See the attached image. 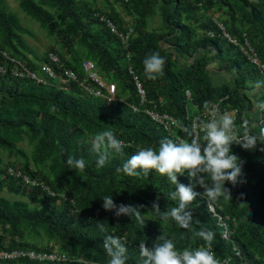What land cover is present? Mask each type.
Masks as SVG:
<instances>
[{"label": "trees", "instance_id": "obj_1", "mask_svg": "<svg viewBox=\"0 0 264 264\" xmlns=\"http://www.w3.org/2000/svg\"><path fill=\"white\" fill-rule=\"evenodd\" d=\"M18 1L21 11L39 23L55 45L39 56L25 40L31 32L0 0L2 51L47 81L15 77L14 63L0 54V67L7 70L0 74V156L7 152L22 158L23 166L17 171L49 190L25 187L21 178L9 174L12 167H4L0 157V193L21 197L9 200L0 196V252H35L58 259L37 261L23 256L0 260V264H108L110 257L103 246L106 234L126 237V264H142L141 242L151 248L164 235L174 239L179 251L196 250L207 246L196 235L200 229L215 233L211 249L221 262L264 264V153L258 148L249 151L238 144L231 146L244 165L242 174L235 186L225 183L232 200L221 197L211 202L221 216L236 222L229 241L224 239V229L210 212V201L203 197L204 189L199 185L193 190L200 195L189 209L192 224L184 229L171 218L161 220L151 211L157 198L162 211L178 206L179 201L170 196L175 185L166 175L151 170L148 176L133 177L117 171L139 149L158 150L162 139L176 140L145 113L154 104L188 130L184 137L189 142L191 119L222 100V108L240 111L235 125L241 134L245 125L253 134L264 128V109L260 114L258 107L264 104V79L240 48L247 40L264 63V0H114L130 21L112 2L100 8L96 0ZM101 16L120 33L134 30L128 46ZM156 16L160 25L151 30L150 22ZM153 52H159L166 63L164 74L149 80L143 61ZM50 54L57 56L63 67L51 63ZM87 61L95 64L108 84L116 86V100L111 101L105 90L103 96L90 92L96 84L82 69ZM43 65H50L60 77L69 69L79 81L62 85L58 79L47 80L41 73ZM129 69L147 95L139 111L133 108L141 107V98ZM213 71L228 79L217 85ZM187 91L192 93V105ZM256 108L263 124L257 126L259 115L254 127L250 113ZM109 129L127 147L122 155L113 152L105 166L97 167L92 140ZM182 133L177 130L176 135ZM25 141L32 146L30 155L20 146ZM68 156L83 158L84 171L71 169L66 163ZM178 182L194 183L187 172L178 175ZM110 195L118 206L144 205L140 211L145 223L104 210L103 198Z\"/></svg>", "mask_w": 264, "mask_h": 264}, {"label": "clouds", "instance_id": "obj_2", "mask_svg": "<svg viewBox=\"0 0 264 264\" xmlns=\"http://www.w3.org/2000/svg\"><path fill=\"white\" fill-rule=\"evenodd\" d=\"M165 63L159 52L148 55L143 61L146 78L156 80L162 76ZM258 107L264 108V104ZM211 111L213 112L211 120L193 125V131L189 132L192 137L190 142L166 137L160 141L158 150L141 148L122 165V168L117 169L118 172L122 171L133 177L141 174L148 176L151 170L166 175L175 185V190L170 196L171 200L179 201L178 206L162 211L157 198V201L152 202L151 211L161 220L171 218L184 229L190 228L192 224V212L189 209L200 195L193 190L194 187L199 185L203 188V197L210 202L221 197L232 200L230 189L225 187V183L229 182L233 186L237 184L242 174V162L232 153L231 146L238 144L250 151L256 147L259 140H264V128H261L258 134H253L245 125L243 135H238L234 118L230 113H219L215 108ZM200 132L204 133L203 141L200 139ZM125 147L126 143L117 138L111 129L96 134L92 140V149L98 155L97 167L105 166L113 152L122 155ZM261 150H264V147ZM66 163L74 170L84 171L86 168L83 158L68 156ZM185 172L194 183L185 185L178 182V175H184ZM102 207L106 211H115L117 217L121 215L135 217L139 223H145L144 215L140 211L144 205L118 206L110 195L103 198ZM97 226L100 231L107 232L101 222H97ZM196 235L206 242V247L179 251L174 239L164 235L158 237L157 241L160 242H155L151 248L146 246L145 242H141L139 252L143 258L142 264H221L211 249L215 233L200 229ZM127 243L126 237L105 235L103 246L110 257L108 264H126ZM224 264H227V261Z\"/></svg>", "mask_w": 264, "mask_h": 264}, {"label": "built area", "instance_id": "obj_3", "mask_svg": "<svg viewBox=\"0 0 264 264\" xmlns=\"http://www.w3.org/2000/svg\"><path fill=\"white\" fill-rule=\"evenodd\" d=\"M124 1L128 2L129 0H124ZM101 20L107 22V26L110 28L111 32L113 34L119 36L124 45H127V46L129 45V41H130V39L133 35V32H134V30L132 28H130L125 33L124 32L120 33L116 29V27L111 22H109L107 20V18L101 16ZM225 36L229 37V35L227 33H225ZM229 38H230L231 42H233V44L238 46L237 41H234L231 37H229ZM240 48H241V51L244 53V55L247 57L248 61L258 68V70L260 71L261 77L264 79V63L261 60V58L259 57V55L257 54V52L251 47V45L248 43L247 40L245 42V45L241 46ZM0 54H2L6 60H10L12 63H14L15 68L13 69V75H15V77L29 78V79L36 80L39 83L42 82L44 84L47 82L46 79H43L42 76H40L38 73L33 72L30 69H28L24 65V63L18 61L17 59L9 57V55L7 53H4L2 51L1 47H0ZM49 58H50V62L55 64V65L56 64H59V65L62 64L61 60L53 54H50ZM61 67H63V66L61 65ZM95 67H96L95 64L91 61L85 62L84 65L82 66L83 71L87 74V76H89V79L92 80L96 84V88L90 89V92L97 95V96H103L104 90H105L108 93V96H109L111 101L116 100V93H117L116 86L114 84H108L105 81V79H103L97 73ZM6 72H7V70L5 68L0 67V74H5ZM41 73L45 78H47V80L58 79L60 81V84H62V85H67L70 82H78L79 81L77 74H75L73 71H71L69 69L68 70L64 69V73L60 77L57 74H55L54 70L51 68L50 65H43V66H41ZM129 73L134 78L138 93H139L140 98H141V107L140 108L133 107L135 111H139L147 102L146 91L142 87V84L139 81L138 77L135 75L134 71L132 69H129ZM186 98H187V101L189 102V105H192L193 104V97H192V93L190 91L186 92ZM222 102H223V100L220 103L215 104L213 107L207 109L205 112H203V115L196 116L193 119H191V121H192L191 130L193 131V125L194 124L211 120L213 118V112L211 111V109H213V108L218 109L219 113H224V112L230 113L233 116L235 123H237L239 115H240V111L238 109L230 110L228 108H222L221 107ZM263 109L264 108L260 109V114L263 111ZM145 113L155 123L163 126L168 134L175 135L176 141H181V140L186 141L184 134L187 133L188 130L181 127L180 122L175 117L168 114L167 112L161 111L159 109V105L154 104L152 108H146ZM202 118L204 120H202ZM262 124H263V120H262V116L260 115V120L257 123V126H261ZM177 130H182L183 133L181 135H176ZM236 130H237L238 135H243V134H241L240 130L237 127H236ZM202 134H204V133L200 132V139H201ZM262 147H264V140H259L257 145H256V148H258L261 152L264 153V150H261ZM242 168H244L243 164H242ZM9 174L21 178L25 187H28V188L37 187L38 188L40 186H43L45 188V190H49L43 184H40V182H38L37 179H34L29 175H25L21 171H17V169H15V168H10ZM208 207L210 209V212L213 213V215L215 217H217L218 223L220 224V226L224 229V231H223L224 239L226 241H229L230 237L233 233V228H236L235 220H232L229 217L226 218V216H221L217 212L216 206L214 204H212L211 202L208 203ZM235 252H236L237 256H241V253L238 251V249H235ZM23 256H28L31 259H34L37 261H44V260L54 261V260L58 259V257L56 255L41 256V255L35 254V252H26V253L25 252H11L10 253V252H6V251L0 252V260H9V259H14V258L23 257ZM224 262L225 261H222L221 264H224ZM227 264H230L229 261H227Z\"/></svg>", "mask_w": 264, "mask_h": 264}, {"label": "rangeland", "instance_id": "obj_4", "mask_svg": "<svg viewBox=\"0 0 264 264\" xmlns=\"http://www.w3.org/2000/svg\"><path fill=\"white\" fill-rule=\"evenodd\" d=\"M6 6L8 7L9 11L18 14V16L21 19L22 24L26 29H28L31 34L30 35H25V40L27 41L29 47L33 49L39 56H44L50 48H52L55 45V41L51 39L46 32L41 28L39 23H37L35 20H33L31 17L27 16L21 9L19 8V1L18 0H4ZM96 5H98L100 8H104L107 4L109 3H114V8L117 9L120 14L123 16L125 20L130 21V18L126 16L124 10L114 1L110 0H96ZM219 14L214 15L215 20L219 22ZM160 25V19L158 16H156L153 20L150 22V29H157V27ZM32 57V56H31ZM185 63L186 60H183ZM216 71V70H215ZM213 71V72H215ZM217 75V74H213ZM226 76L225 74H223ZM219 77V76H218ZM212 78L215 80L214 82L217 85H221L223 82V79H218L217 77L212 76ZM217 78V79H216ZM226 78V77H224ZM228 78H226L227 80ZM222 82V83H220ZM252 95V94H251ZM254 111L258 110H253L250 115L254 114ZM22 148H24L28 154L30 155L32 151V146L29 145L28 141L23 142L20 144ZM1 160L3 161V166H11L12 168H17L20 169L23 166V159L20 157H17L14 154H9L7 152L2 153L0 156ZM0 196L5 197L9 200H17L20 199L21 197L18 195L10 194L7 191H4L0 193Z\"/></svg>", "mask_w": 264, "mask_h": 264}, {"label": "crops", "instance_id": "obj_5", "mask_svg": "<svg viewBox=\"0 0 264 264\" xmlns=\"http://www.w3.org/2000/svg\"><path fill=\"white\" fill-rule=\"evenodd\" d=\"M213 74H217V75H213ZM213 74H212V76H214V77H217L218 79H223V81L222 82H224L225 81V76H223V74H221V73H218V72H213ZM219 76V77H218ZM216 78V79H217ZM222 82H220V83H222ZM257 109V108H256ZM256 109H254V110H256ZM258 110V109H257ZM259 110H258V113H257V111H254V114L253 115H251L252 117H253V125H254V127L256 126V124H255V120H257V119H259Z\"/></svg>", "mask_w": 264, "mask_h": 264}]
</instances>
